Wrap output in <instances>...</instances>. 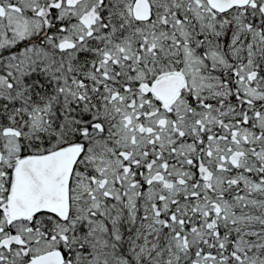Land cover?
<instances>
[{"label": "snow or ice", "instance_id": "snow-or-ice-1", "mask_svg": "<svg viewBox=\"0 0 264 264\" xmlns=\"http://www.w3.org/2000/svg\"><path fill=\"white\" fill-rule=\"evenodd\" d=\"M0 264H264V0H0Z\"/></svg>", "mask_w": 264, "mask_h": 264}]
</instances>
